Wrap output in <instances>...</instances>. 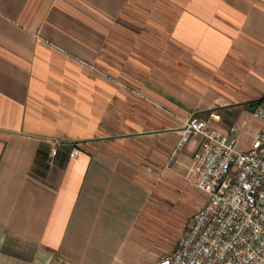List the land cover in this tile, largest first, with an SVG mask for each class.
<instances>
[{
    "label": "crops",
    "instance_id": "1",
    "mask_svg": "<svg viewBox=\"0 0 264 264\" xmlns=\"http://www.w3.org/2000/svg\"><path fill=\"white\" fill-rule=\"evenodd\" d=\"M262 101L264 0H0V264H158L206 199L185 121L217 110L249 147Z\"/></svg>",
    "mask_w": 264,
    "mask_h": 264
},
{
    "label": "built area",
    "instance_id": "2",
    "mask_svg": "<svg viewBox=\"0 0 264 264\" xmlns=\"http://www.w3.org/2000/svg\"><path fill=\"white\" fill-rule=\"evenodd\" d=\"M257 107L264 122V101ZM221 118L217 110L195 113L180 129L173 158L194 135L201 137L186 176L206 199L158 264H264V127L242 149L237 123L225 131L210 122ZM81 152L74 143L72 156ZM52 264L76 263L58 257Z\"/></svg>",
    "mask_w": 264,
    "mask_h": 264
},
{
    "label": "rangeland",
    "instance_id": "3",
    "mask_svg": "<svg viewBox=\"0 0 264 264\" xmlns=\"http://www.w3.org/2000/svg\"><path fill=\"white\" fill-rule=\"evenodd\" d=\"M155 1H164V0H155ZM158 7L159 8L138 11L140 13L139 15L140 18L148 20V24H146L147 26L143 27L139 25H133L132 27H129L133 29L132 33L143 35L142 37H140V41L136 42L137 45L139 44L146 47V43H150V41H155L156 44L161 45V42L163 40V35L164 33H166V31H168L170 27L166 25V23L164 24V20H163L164 16L169 17L167 11L164 10L160 5H158ZM149 39L151 40L148 42L147 40ZM244 142L242 141V139L240 140L239 148L245 149L248 147V145L246 144L247 141L245 140ZM189 183L192 184L193 187H195L194 183L190 181ZM198 192L200 191L198 190ZM178 205L181 206L182 211L184 210L188 211L190 215L193 211L197 209L198 206V199L196 193L195 194L185 193L183 195V199H181L178 202Z\"/></svg>",
    "mask_w": 264,
    "mask_h": 264
},
{
    "label": "water",
    "instance_id": "4",
    "mask_svg": "<svg viewBox=\"0 0 264 264\" xmlns=\"http://www.w3.org/2000/svg\"><path fill=\"white\" fill-rule=\"evenodd\" d=\"M256 106H257V105H254V107H253V110H255V109H256Z\"/></svg>",
    "mask_w": 264,
    "mask_h": 264
}]
</instances>
